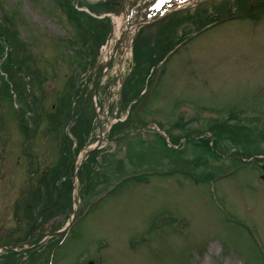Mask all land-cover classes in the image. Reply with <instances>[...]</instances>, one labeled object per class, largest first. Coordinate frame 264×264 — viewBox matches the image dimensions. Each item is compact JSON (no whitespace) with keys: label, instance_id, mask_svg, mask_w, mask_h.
I'll return each instance as SVG.
<instances>
[{"label":"rangeland","instance_id":"obj_1","mask_svg":"<svg viewBox=\"0 0 264 264\" xmlns=\"http://www.w3.org/2000/svg\"><path fill=\"white\" fill-rule=\"evenodd\" d=\"M263 156L264 0H0V264H264Z\"/></svg>","mask_w":264,"mask_h":264},{"label":"water","instance_id":"obj_2","mask_svg":"<svg viewBox=\"0 0 264 264\" xmlns=\"http://www.w3.org/2000/svg\"><path fill=\"white\" fill-rule=\"evenodd\" d=\"M98 87H99V84L97 85L96 90H95V98H96V107H95V110H96V112H97V114H96L97 118H99V115H98L99 102H98V100H97ZM100 125H101V124H100ZM102 137H103L102 127H100V137H99V139L97 140L96 143H94L93 145H91V146H89V147L86 148V152H85V154H84V158L82 159V162H83V160L89 155V153H90L91 151H93L94 149H97V148L100 147V143H101V141H102ZM76 175H77V170L75 171L74 176H73V179H72L73 184H74V180H75V178H76ZM263 178H264V176H263ZM73 215H74V213H73V211H72V212L70 213V219L73 217ZM6 248H7V249H10V250L15 249V248L12 247V246H6Z\"/></svg>","mask_w":264,"mask_h":264},{"label":"trees","instance_id":"obj_3","mask_svg":"<svg viewBox=\"0 0 264 264\" xmlns=\"http://www.w3.org/2000/svg\"><path fill=\"white\" fill-rule=\"evenodd\" d=\"M71 8V7H70ZM73 14H74V16L78 19V18H82V15H83V17L84 18H82L85 22H87V19H88V16H86L85 15V13H84V11H79V10H77L76 8L73 10ZM94 29H92V31H93ZM108 32V31H107ZM106 34V33H105ZM85 97H86V94H83L82 95V99H83V102H82V104L84 103V99H85ZM78 117V116H77ZM77 119V118H76ZM93 131V127L91 126L90 127V132H92ZM90 132H89V134H90ZM219 133V132H218ZM215 135V134H214ZM217 135V134H216ZM221 135V134H220ZM219 135V136H220ZM86 139V138H85ZM202 140H203V142L205 143V145L206 144H208V142H209V138L208 137H205V138H201ZM235 144H236V140H234V139H232V138H230ZM86 141V140H85ZM84 143V142H83Z\"/></svg>","mask_w":264,"mask_h":264},{"label":"bare ground","instance_id":"obj_4","mask_svg":"<svg viewBox=\"0 0 264 264\" xmlns=\"http://www.w3.org/2000/svg\"><path fill=\"white\" fill-rule=\"evenodd\" d=\"M195 0H193V2H194ZM192 2V1H191ZM118 24H117V28H116V30H115V33L116 34H118L119 33V31H120V25H119V22H117Z\"/></svg>","mask_w":264,"mask_h":264}]
</instances>
